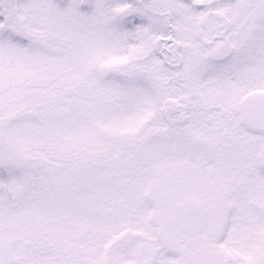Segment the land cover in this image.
<instances>
[{"label": "snow or ice", "instance_id": "6c2138e0", "mask_svg": "<svg viewBox=\"0 0 264 264\" xmlns=\"http://www.w3.org/2000/svg\"><path fill=\"white\" fill-rule=\"evenodd\" d=\"M0 264H264V0H0Z\"/></svg>", "mask_w": 264, "mask_h": 264}]
</instances>
